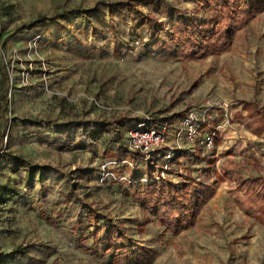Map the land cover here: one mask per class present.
I'll use <instances>...</instances> for the list:
<instances>
[{"label": "rangeland", "instance_id": "obj_1", "mask_svg": "<svg viewBox=\"0 0 264 264\" xmlns=\"http://www.w3.org/2000/svg\"><path fill=\"white\" fill-rule=\"evenodd\" d=\"M169 23L143 0H0L1 264H264V215L243 211L224 171L264 178V10L193 59ZM191 116L213 150L188 141ZM161 126L149 160L130 151L131 128ZM186 175L217 190L171 231L137 197L150 177Z\"/></svg>", "mask_w": 264, "mask_h": 264}, {"label": "trees", "instance_id": "obj_2", "mask_svg": "<svg viewBox=\"0 0 264 264\" xmlns=\"http://www.w3.org/2000/svg\"><path fill=\"white\" fill-rule=\"evenodd\" d=\"M143 1L147 5L160 3L167 9L170 21L166 27L168 37L176 43L179 53L186 59H193L199 53L214 54L226 50L234 32L243 28L253 13L264 10V0H216L217 6L212 8V14L201 13L203 4L198 9L189 11L177 7L171 0ZM205 3L209 1L206 0ZM116 7L135 8V5L132 2L118 3ZM41 21L43 19L36 23ZM149 21L153 22L154 19L149 18ZM36 25L32 24L29 28ZM22 30H17L16 34ZM212 39L215 42H212ZM156 46L162 47L163 43L157 42ZM262 124L264 128V117ZM137 157L135 155L133 158L134 162ZM224 168L230 183L235 186L233 191L236 194V202L243 211L248 215H264V178L251 174L245 176L241 170L233 168L230 164ZM185 177L184 184L179 187L166 179L156 182L150 177L141 195L137 197L138 203L154 212L158 220L171 231H179L181 221L190 225L201 207L217 190L215 183L200 181L191 175ZM12 191L9 186H0V205L10 199ZM93 215L96 218V213ZM113 231L112 228L108 229L112 238ZM111 243L113 249H118L117 241L112 240Z\"/></svg>", "mask_w": 264, "mask_h": 264}, {"label": "built area", "instance_id": "obj_3", "mask_svg": "<svg viewBox=\"0 0 264 264\" xmlns=\"http://www.w3.org/2000/svg\"><path fill=\"white\" fill-rule=\"evenodd\" d=\"M193 116L186 119L184 126H187V139L191 143H196L203 147L206 151L214 149V138L212 136H205L199 138L194 124ZM128 146L132 153L136 154L138 158H145L149 160V156L157 149L166 146L168 143V131L165 126L144 128L134 127L127 132Z\"/></svg>", "mask_w": 264, "mask_h": 264}]
</instances>
